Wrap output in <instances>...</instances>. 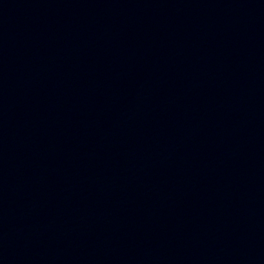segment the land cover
<instances>
[{
	"label": "water",
	"instance_id": "95a60500",
	"mask_svg": "<svg viewBox=\"0 0 264 264\" xmlns=\"http://www.w3.org/2000/svg\"><path fill=\"white\" fill-rule=\"evenodd\" d=\"M0 264H264V0H0Z\"/></svg>",
	"mask_w": 264,
	"mask_h": 264
}]
</instances>
